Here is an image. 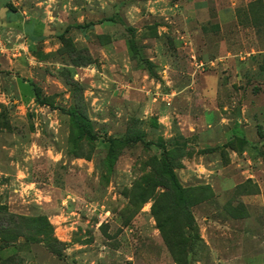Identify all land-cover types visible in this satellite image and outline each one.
<instances>
[{
    "label": "rangeland",
    "instance_id": "1",
    "mask_svg": "<svg viewBox=\"0 0 264 264\" xmlns=\"http://www.w3.org/2000/svg\"><path fill=\"white\" fill-rule=\"evenodd\" d=\"M0 264H264V0H0Z\"/></svg>",
    "mask_w": 264,
    "mask_h": 264
},
{
    "label": "trees",
    "instance_id": "2",
    "mask_svg": "<svg viewBox=\"0 0 264 264\" xmlns=\"http://www.w3.org/2000/svg\"><path fill=\"white\" fill-rule=\"evenodd\" d=\"M47 225H49V224H47Z\"/></svg>",
    "mask_w": 264,
    "mask_h": 264
}]
</instances>
